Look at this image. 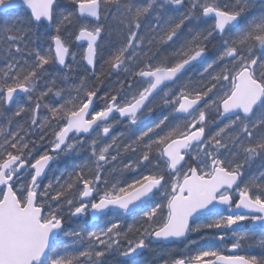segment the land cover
Returning <instances> with one entry per match:
<instances>
[{
    "label": "snow or ice",
    "instance_id": "obj_1",
    "mask_svg": "<svg viewBox=\"0 0 264 264\" xmlns=\"http://www.w3.org/2000/svg\"><path fill=\"white\" fill-rule=\"evenodd\" d=\"M149 250L264 264V0H0V264Z\"/></svg>",
    "mask_w": 264,
    "mask_h": 264
},
{
    "label": "trees",
    "instance_id": "obj_2",
    "mask_svg": "<svg viewBox=\"0 0 264 264\" xmlns=\"http://www.w3.org/2000/svg\"><path fill=\"white\" fill-rule=\"evenodd\" d=\"M132 223V219L129 218L127 220V222L124 224L125 227H127V224ZM69 227H72L74 225L71 224V222H69L68 224ZM190 239H199L198 236H196L195 234H191V236L189 237ZM186 243V242H185ZM185 243H172V244H168L165 248V254L171 257H178L179 255H181V253L187 254V250L185 249ZM224 246L223 248H228L229 246H231V241L230 240H226L224 243H222ZM250 242H246L244 245H242V255H261V249L257 248V247H252V252L250 253H245V248L246 246H249ZM160 255L159 251L157 252H153L151 250L147 251L144 253V256L142 257V260L145 262V264H150V262L154 259L155 256Z\"/></svg>",
    "mask_w": 264,
    "mask_h": 264
},
{
    "label": "rangeland",
    "instance_id": "obj_3",
    "mask_svg": "<svg viewBox=\"0 0 264 264\" xmlns=\"http://www.w3.org/2000/svg\"><path fill=\"white\" fill-rule=\"evenodd\" d=\"M190 236H191V235H190ZM249 242H250V241H249ZM250 243H252V242H250ZM221 245H223V244L221 243ZM221 245L219 244V245H217V247H218L219 250L223 253V252L226 250V248H223L224 246L221 247ZM254 247L259 248L258 246H254ZM240 249H242V247H241ZM251 249H252V247L246 246V248H245V253H250V252H252ZM239 255H242L241 250H240V252H239Z\"/></svg>",
    "mask_w": 264,
    "mask_h": 264
},
{
    "label": "water",
    "instance_id": "obj_4",
    "mask_svg": "<svg viewBox=\"0 0 264 264\" xmlns=\"http://www.w3.org/2000/svg\"><path fill=\"white\" fill-rule=\"evenodd\" d=\"M173 243H175V242H173ZM235 252H236V250H232L231 248L228 249V253L230 255H233Z\"/></svg>",
    "mask_w": 264,
    "mask_h": 264
}]
</instances>
